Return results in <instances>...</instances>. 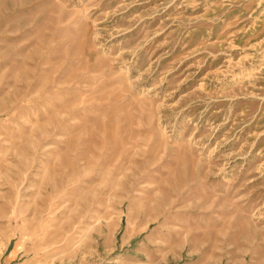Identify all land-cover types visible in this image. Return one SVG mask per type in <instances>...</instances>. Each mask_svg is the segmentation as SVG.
I'll use <instances>...</instances> for the list:
<instances>
[{"label":"rangeland","instance_id":"rangeland-1","mask_svg":"<svg viewBox=\"0 0 264 264\" xmlns=\"http://www.w3.org/2000/svg\"><path fill=\"white\" fill-rule=\"evenodd\" d=\"M0 264H264V0H0Z\"/></svg>","mask_w":264,"mask_h":264}]
</instances>
